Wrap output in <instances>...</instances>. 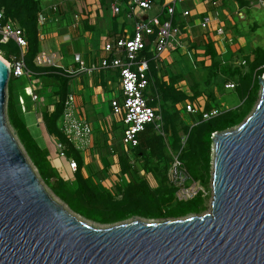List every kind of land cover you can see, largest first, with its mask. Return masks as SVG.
<instances>
[{
  "label": "water",
  "instance_id": "95a60500",
  "mask_svg": "<svg viewBox=\"0 0 264 264\" xmlns=\"http://www.w3.org/2000/svg\"><path fill=\"white\" fill-rule=\"evenodd\" d=\"M0 57V264H264V77L260 102L213 137L210 213L94 226L38 178L8 129Z\"/></svg>",
  "mask_w": 264,
  "mask_h": 264
},
{
  "label": "trees",
  "instance_id": "16d2710c",
  "mask_svg": "<svg viewBox=\"0 0 264 264\" xmlns=\"http://www.w3.org/2000/svg\"><path fill=\"white\" fill-rule=\"evenodd\" d=\"M250 0H237L240 9L247 8ZM0 10H4L6 22L19 25L25 30L28 38V51L24 61L28 71L36 80L45 87L57 88L53 96H57L55 112L45 111L42 114L41 127L44 137L49 142L50 149H43L32 137L26 123L21 117L16 100L13 96L14 78L8 84L7 118L10 126L23 145L27 157L38 171L42 181L52 191L54 196L62 201L74 214L86 221L100 226H116L134 218L145 221H170L184 219L189 216L202 215L207 210L206 200L201 196L186 203L175 201V188L169 183L168 171L171 167L170 152L177 154L182 149V136L187 137L185 149L180 154V159L190 176L204 187L208 188L212 180L213 171V136L216 133H225L240 126L253 112L260 98L261 87L259 79L264 76V48L256 49L254 58L249 62V71L243 74L241 68L232 69L221 60V53L216 48V43L203 45L204 61H210L206 66L211 72L212 79L219 74L230 78L238 77L239 86L236 87L242 97L241 106L237 109L222 111L210 120L204 121L202 116H192V125H186L180 119V106L188 100L202 98L199 94V85L195 82L191 87L192 95H188L178 86L183 81L182 74L176 69L183 60L179 53H174L172 77L165 81L159 75L157 64L151 63V74L155 85L151 88L153 96L158 94L160 101L154 106H159L163 119V135L149 128L140 137V144L128 152L122 144L123 125L115 121L108 123L107 132L100 128L93 134V153L100 158H109L118 155L121 176L126 180L114 183V187L101 186L93 176L84 174L85 160L60 130V121L64 103L68 96V87L71 79L60 69L39 68L34 61L41 52L39 41V15L43 11L40 0H0ZM163 22L165 19L162 20ZM176 23H180L175 19ZM181 24V23H180ZM184 27V24H181ZM215 37V35H213ZM216 42V41H215ZM232 47H227L231 52ZM0 54L8 62L13 57H21V49L15 42L0 46ZM215 96L211 95L201 103L202 112H210L214 108ZM121 131V137L117 134ZM105 131V132H104ZM114 133L118 140L109 146L108 134ZM57 143L66 145V159H75L78 163L76 173L62 176L54 167L51 156H59ZM53 151L55 153H53ZM144 171L145 176L140 177ZM152 181L155 185L152 184Z\"/></svg>",
  "mask_w": 264,
  "mask_h": 264
},
{
  "label": "built area",
  "instance_id": "2783aa9c",
  "mask_svg": "<svg viewBox=\"0 0 264 264\" xmlns=\"http://www.w3.org/2000/svg\"><path fill=\"white\" fill-rule=\"evenodd\" d=\"M205 1L211 5L213 10L202 19L200 27L209 33V36L215 34L217 37L216 46H221L223 53L228 52L227 47H232L235 44V39L228 33L226 24L221 17L220 0ZM250 1L251 4L264 9V0ZM181 2L182 0H174L154 17L145 20L140 19L134 25L133 34H127L107 42L103 47L106 56L97 63L87 65L80 57H77L78 68L66 69L60 65L58 55L55 53L41 51L35 58L34 63L37 67L60 69L70 79H75L81 75L92 76L109 70L119 73V93L110 100V108L112 116L123 125L122 144L126 152L139 146L141 135L149 128H153L154 131L163 135L161 110L159 106H154L160 101V96L158 94L153 96L151 92V88L155 85L154 77L151 74V63L157 64L159 71L166 64V56L179 53L187 48L183 38V28L180 23L175 21L177 4ZM127 4L146 13L155 8L153 0H127ZM52 10L55 12L57 8L53 7ZM112 10L114 15L120 14L121 10L117 1L113 2ZM162 16H165L164 22L161 19ZM183 16H190V12L185 11ZM78 18L76 17V19ZM44 21V16L41 13L38 20L39 26H42ZM11 41L15 42L21 49V57L18 59L13 57L11 62L6 61L9 64L10 78H33L34 75L28 71L24 61V55L28 51V38L25 30L19 25L6 22L4 10H0V46L7 45ZM224 63L232 69H246L248 67L246 60ZM226 88L236 89V85L229 83ZM32 100L35 103L43 102V105L47 107L46 111L49 113L55 112L58 102L56 98L49 102L48 99H44L43 94H33ZM185 112L192 116H202L204 121H210L222 113L217 108L210 112H202L192 104L185 106ZM60 130L69 144L79 153L84 154L93 149L94 128L90 122L79 115L75 95L72 93H68L64 103ZM186 143L187 137H184L182 149L174 157L168 171V180L176 190L175 201L178 203L190 202L199 196L204 199L209 198L208 189L190 176L180 159V154L185 149ZM57 148L59 157L66 159V145L57 143ZM67 163L69 169L76 173L77 161L69 159ZM139 176L144 177L145 172H140ZM211 191L214 195L212 185Z\"/></svg>",
  "mask_w": 264,
  "mask_h": 264
},
{
  "label": "crops",
  "instance_id": "0c3cea01",
  "mask_svg": "<svg viewBox=\"0 0 264 264\" xmlns=\"http://www.w3.org/2000/svg\"><path fill=\"white\" fill-rule=\"evenodd\" d=\"M114 1H117L120 6L121 12L119 15H114L113 13L112 4ZM153 1L155 8L152 16V11L146 13L141 9L128 6L127 0H57L55 2L51 0V2L43 6V11L41 12L45 20L44 24L39 26L41 51L57 54L60 65L66 69L78 68V64H76L77 57H80L87 65L97 63L106 56L103 47L107 42L119 39L127 34H133V28L137 21L154 17L173 0ZM181 3H189L197 8L202 7L203 11L197 15L199 19L192 23L193 13L191 10L189 11L190 16L184 17L183 13L188 11L185 10L187 7L177 9L176 19L181 24H184L183 38L187 45V48L180 51L179 55L182 57L188 56L189 58L191 57L189 53L193 52L201 56L204 53L203 45L209 42L216 43L215 41L217 40L216 36H209V33H206L200 27L202 19L213 9L205 0H182ZM53 7H56L57 11L54 12L52 10ZM76 17L79 18L76 19ZM161 19H165V16H162ZM216 48L220 53H223L221 46H216ZM230 53V51L225 52L222 57L225 58V54L230 57ZM175 56L173 54L166 56V64L158 71L165 81L172 77L170 69L174 65ZM224 60L226 61V58ZM209 64L210 61H207L206 65ZM18 80L20 79L14 80L12 87L18 111L20 113L18 107L19 99L23 120L27 128L29 130L37 129L34 127V121L36 119V109H39L36 107L39 105L36 103V106H34L32 95L43 94L44 99H48L50 102L53 98L57 99V96L52 95V93L57 91V88L45 86L41 88L43 84L31 77L25 79V95H21L16 82ZM29 89L31 92L27 95ZM68 93L75 95L79 115L92 124L94 132L100 128H105L104 130L107 132L108 123L112 124L117 121L116 118H111L109 114H106L108 110L111 114L110 100L119 93V73L117 71H103L100 74L92 76L81 75L71 79ZM28 98L31 99L32 103L29 106L27 103ZM40 104L43 105L42 103ZM38 134L33 135L36 140L38 136H42L39 131ZM108 137L111 139L110 133ZM111 144L112 141L109 140L108 145L111 146ZM89 153L90 158L84 157L85 166L83 171L86 176H93L97 183L102 182L105 185L110 180H119L120 178L121 180H126L125 176H121L117 154L102 159L97 153H93V149ZM88 168L90 172L92 170L94 172L89 174Z\"/></svg>",
  "mask_w": 264,
  "mask_h": 264
},
{
  "label": "rangeland",
  "instance_id": "374dc122",
  "mask_svg": "<svg viewBox=\"0 0 264 264\" xmlns=\"http://www.w3.org/2000/svg\"><path fill=\"white\" fill-rule=\"evenodd\" d=\"M40 1H41L42 6H45L46 3L51 2V0H40ZM55 1H57V0H54V2ZM249 3H250V5L247 8H244L242 10V9H240L239 4H237V0H220L221 17L226 24L228 33L231 36H233L235 39V44L232 46L231 53H230L231 56L229 57L228 54H225L226 61L224 60L225 58L222 57V53H221V60L223 62L225 61V62H233L234 63V62H238L240 60H246L248 62V65H249V62L254 58V56H253L254 51L256 49H259V48H264V9L255 5V4H251V1ZM186 7H187V9H185V10H188V11L191 10L192 11V13H193L192 17L193 18L191 21H192V23H194L195 20L199 19V17H197V15L202 13L201 11H203V8L202 7H200V8L194 7L192 4H189V3L188 4H182V3L177 4V9L178 8L183 9ZM151 15L152 16L154 15V11H152ZM189 54L191 57L188 58V56H185V57L183 56V60L176 67V69L178 68L177 70L182 74V77H183V81H181L178 84V86L182 89V91H184L185 93H187L188 95L191 96L192 91L190 89L194 85V83L196 82L199 85L198 92H199V94H201L202 98L200 97V99H195L193 101L188 100V101L184 102L183 104H181V106H180V119L186 125L191 126L192 125V119H191L190 115H188L185 112V106L188 104H192L201 110L200 106H201L202 101H205L206 98L211 96V95H214L215 99H216L214 106L223 112L229 111V110H234V109H237L239 106H241L242 97L239 95L238 91H236V89H227L226 88V85L229 83L235 84L236 87L239 86L238 77L230 78L224 74H219L216 78L212 79L211 72L209 70H207L206 62L204 61V63H203V60L201 58L202 56H200L198 53H193V52L189 53ZM1 57L3 58L2 54H1ZM5 61H7V60H5ZM241 71L243 74H246L249 71V67H247L246 69H243ZM172 73L174 74L175 72L173 71ZM25 79L26 78H22V79L16 81L19 92L21 93V95H25V91H24V86L26 85ZM30 92H31V90L29 89L27 92V95H29ZM260 97H261V92H260ZM7 101H8V93H7ZM259 102H260V98L258 100V103ZM27 103H28V106L32 104L30 98H28ZM41 103L43 104V102H41ZM21 104H22V102H21ZM23 104L25 105L24 102H23ZM33 104H34V106H36L35 102ZM38 105L39 106L36 108H39V109H36V119L34 121V127L37 129H31V130H29V132L32 135V137L34 138L35 135H39L38 134V131H39V133H41L42 136H40V137L38 136L37 140L35 138L34 139L39 142V145L43 149H45L46 147H48L50 149L49 142L45 139L44 130L41 127L42 113L47 110V107L41 105L40 103H38ZM18 107L20 110L21 117L23 118V113H22V110L20 107L19 99H18ZM254 110H253V112H254ZM106 114H109V116L111 118L113 117L112 113L110 114L109 110L107 111ZM5 117H6V122H7L8 129H9L10 133L13 135L16 142L18 143V145L20 146V148L22 149V151L26 155L25 150L23 148V145L19 141V139L16 135V132L14 131V129L10 126V124L8 122L7 104L5 107ZM117 134L119 135V138L122 135L120 130L117 132ZM110 135H111V139H109V140L112 141L111 145H114V142L116 140H118L117 135L114 133H111ZM181 136H182V138L185 137L184 133H181ZM53 153H55V152L53 151ZM89 154L90 153L88 151L82 155L85 158H87V157L90 158ZM176 155H177L176 152L175 153L172 151L170 152L171 163H172V161ZM26 157H27V155H26ZM27 159H28L29 163L32 165V167H33L36 175L38 176V178L42 181V179L40 178V176L38 174V171L33 166L30 159L28 157H27ZM51 161L53 162L54 167L57 169V171L62 176H66V178H67L68 176L72 175L73 172L69 169L67 161H64L63 159H61L59 156H57V154L56 155L53 154L51 156ZM87 170H88V172H90L89 168ZM93 172H94V170H92L89 174H91ZM212 174H213V171H212ZM117 181H119V180H117V179H115L113 181L110 180L106 184V186L109 188H112V187H114V183ZM152 184L155 185V183L153 181H152ZM100 185L102 187L104 186L106 188L105 184L102 183ZM211 185L212 184H210L207 188L208 189L207 191H209V198H207V200H206L207 210L202 215L208 214L212 210L213 193L211 191ZM199 216H201V215H199ZM189 217H194V216H189ZM87 222H89V221H87ZM160 222H165V221H160ZM89 223L94 225V226H100V225L94 224L92 222H89Z\"/></svg>",
  "mask_w": 264,
  "mask_h": 264
},
{
  "label": "bare ground",
  "instance_id": "6f19581e",
  "mask_svg": "<svg viewBox=\"0 0 264 264\" xmlns=\"http://www.w3.org/2000/svg\"><path fill=\"white\" fill-rule=\"evenodd\" d=\"M3 59V58H2ZM6 63V65L9 67V64L7 63V62H5Z\"/></svg>",
  "mask_w": 264,
  "mask_h": 264
}]
</instances>
